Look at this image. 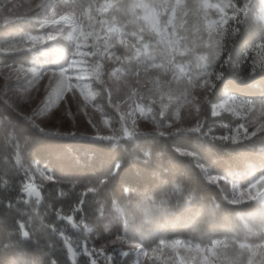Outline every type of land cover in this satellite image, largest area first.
Here are the masks:
<instances>
[{
	"label": "clouds",
	"instance_id": "1",
	"mask_svg": "<svg viewBox=\"0 0 264 264\" xmlns=\"http://www.w3.org/2000/svg\"><path fill=\"white\" fill-rule=\"evenodd\" d=\"M0 210V264H264V0H0Z\"/></svg>",
	"mask_w": 264,
	"mask_h": 264
},
{
	"label": "trees",
	"instance_id": "2",
	"mask_svg": "<svg viewBox=\"0 0 264 264\" xmlns=\"http://www.w3.org/2000/svg\"><path fill=\"white\" fill-rule=\"evenodd\" d=\"M59 143V141H46L44 144H39L34 146V151L38 156L44 157L47 155L49 146ZM211 159V156H209ZM174 164L177 169H180L184 166V161L174 158ZM57 174H59V170L57 169ZM189 177L191 182L200 183V177L197 171L190 170ZM145 176H137L130 165L124 166V170L118 172L117 176L115 177V187L119 190V184L121 181H127L129 183H143L146 179ZM13 221L10 217H8L2 210H0V237L3 236L6 229L10 228L13 225Z\"/></svg>",
	"mask_w": 264,
	"mask_h": 264
}]
</instances>
